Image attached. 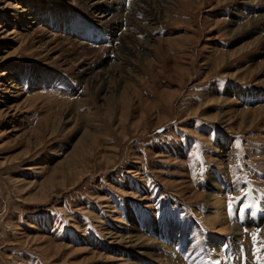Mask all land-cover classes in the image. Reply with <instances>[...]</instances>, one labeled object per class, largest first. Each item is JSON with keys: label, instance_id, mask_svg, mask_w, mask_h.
Masks as SVG:
<instances>
[{"label": "rangeland", "instance_id": "374dc122", "mask_svg": "<svg viewBox=\"0 0 264 264\" xmlns=\"http://www.w3.org/2000/svg\"><path fill=\"white\" fill-rule=\"evenodd\" d=\"M129 9L0 0V264H264V102L247 105L264 94V0L156 3L152 29ZM48 39L108 85L43 57ZM224 186L214 257L208 205Z\"/></svg>", "mask_w": 264, "mask_h": 264}, {"label": "bare ground", "instance_id": "6f19581e", "mask_svg": "<svg viewBox=\"0 0 264 264\" xmlns=\"http://www.w3.org/2000/svg\"><path fill=\"white\" fill-rule=\"evenodd\" d=\"M107 1V0H106ZM174 0H128V2L130 3V9H129V12H127V19L129 20V22L132 24H138L140 25L141 23H150V25H144L145 28H149V29H152L153 25H155V20L157 17H161V13L160 11L157 10V14L155 15L151 9L152 7H154V5L157 3H166L167 5H170L173 3ZM82 3V2H81ZM89 3V2H88ZM101 3H104V2H96L94 5H92L91 7H93L92 9L95 10L99 16L101 15L100 12V4ZM144 4L147 5V7L144 6ZM91 5V4H90ZM89 7V6H88ZM27 11V10H26ZM24 12V11H23ZM169 13L168 9H165L163 10V14L165 16H167ZM254 15V14H253ZM98 16V17H99ZM106 16L103 15L101 16V18H105ZM26 18V17H25ZM240 18V17H239ZM33 20V19H32ZM245 20V19H243ZM242 20V21H243ZM260 21V20H259ZM101 22V21H100ZM31 23V22H30ZM232 23H233V20H232ZM236 23V22H235ZM234 24V23H233ZM141 26V25H140ZM130 27V26H129ZM137 27V25H136ZM27 29H31L32 32H28L27 33V36H31L33 34H37L35 32H38L40 33V36L43 35V30L40 29V27L38 26L35 30L34 27H28L27 26ZM130 29V28H129ZM134 29V28H133ZM127 30V29H126ZM132 30V28L130 30H128L127 32H130ZM155 30V28H154ZM150 31V30H149ZM232 31V30H231ZM239 30L238 29H233L231 35H234L236 32H238ZM6 31L4 30V26H0V36L1 35H4ZM256 35V33H254ZM260 34V33H258ZM8 35V34H7ZM124 37H127V36H130V33H127V35L124 33L123 35ZM5 40V37H3ZM28 38V37H27ZM255 38V37H254ZM123 39V37H122ZM125 39V38H124ZM58 40V39H57ZM68 42V41H67ZM70 42V41H69ZM122 43V41H121ZM126 43L124 46H121L117 49V52L116 54L118 55V60L120 59L121 61L123 62H127L128 61V56H129V51L131 50L130 46V41L129 42H125ZM51 45L53 46V39L51 40H46L45 42H43L39 48L43 51V52H40V53H45V58H48V55H51V57H49L47 60H53V64H57L59 66L57 67H67L65 68L66 70H74L77 72L78 74V77L79 79L82 81V82H85V83H88L89 86H93L94 84L97 85L98 83V87L99 89H104L106 85H108V81H107V77H103V76H100L98 74H95L90 68H86L87 66L83 67L84 66V61L81 60V58H77L76 60H74L73 62H69V63H65V62H62L61 60L59 61H56L59 59V57L57 58H54L52 57V55L56 54V49L57 48H54V47H51ZM61 45V44H60ZM69 45H73V44H69ZM79 45V44H78ZM146 46L148 45L145 44ZM74 46V45H73ZM38 48V49H39ZM147 50L150 49V47H146ZM241 48H238V50H240ZM116 50V49H115ZM42 55V54H41ZM114 55V54H113ZM116 55V57H117ZM115 57V58H116ZM61 58V57H60ZM111 58V57H110ZM84 59V58H82ZM51 60V61H52ZM55 60V61H54ZM119 60V61H120ZM69 61H71L69 59ZM51 63V62H50ZM121 63V62H120ZM49 64V63H48ZM53 66V65H52ZM125 65H114L112 66L113 68L115 69H118L116 67H124ZM73 67H76V68H73ZM109 67V66H108ZM123 69L122 68H119L118 71L120 73H122ZM109 71V70H108ZM110 72V71H109ZM113 72V71H112ZM99 73V72H98ZM108 72H106L107 74ZM118 74V73H117ZM7 73L6 72H3L2 76H6ZM109 75V74H107ZM112 75V74H111ZM110 76V75H109ZM110 78V77H109ZM108 78V79H109ZM118 80V79H117ZM11 84H9L10 86ZM9 86L7 85V87L5 88H9ZM97 87V86H96ZM12 89L15 90L14 86L11 87ZM6 90V89H5ZM108 91V90H107ZM7 92V91H6ZM261 95H264V94H258V96H255L253 98H248V99H252L251 102L249 101V103L247 102V105H251L252 102L257 104V103H261L262 101L264 102V97L261 96ZM19 96V95H18ZM11 97V96H10ZM82 101V100H81ZM15 105V104H14ZM18 106V105H16ZM242 111V110H241ZM262 111V109H261ZM7 112V111H6ZM71 114V113H70ZM244 114H246L244 112ZM59 116V115H58ZM75 118V117H74ZM227 124V123H226ZM229 126V124H227ZM228 130H230V132H233L234 131V128H228ZM218 179V176H213L211 181H215ZM189 185V183H188ZM185 186V185H184ZM190 191V190H189ZM194 193V192H193ZM229 193V190H228V187L227 186H224L223 189H221V191L218 193V195L215 197V198H212V200L210 201V204L208 205L209 206V209H210V216L209 218L207 219L206 221V224L208 226V229H209V232H210V240H211V253H213L214 257H217V254L219 255L220 252H221V248L223 246V244L225 245V241H223L222 237L225 236L227 234L229 230V214L227 212V194ZM196 194V193H195ZM193 195V194H191ZM213 196V195H212ZM211 197V196H210ZM197 198V196H196ZM208 204V203H207ZM227 206V207H226ZM263 219V218H262ZM264 223V219L262 221ZM239 238V237H238ZM125 241V240H124ZM219 241V242H218ZM236 242V241H235Z\"/></svg>", "mask_w": 264, "mask_h": 264}, {"label": "snow or ice", "instance_id": "6c2138e0", "mask_svg": "<svg viewBox=\"0 0 264 264\" xmlns=\"http://www.w3.org/2000/svg\"><path fill=\"white\" fill-rule=\"evenodd\" d=\"M229 208H231V205H229ZM255 236H253V240H255ZM257 252H259V249H257ZM258 259H264V258H260V257H258ZM217 264H219V262H217Z\"/></svg>", "mask_w": 264, "mask_h": 264}]
</instances>
